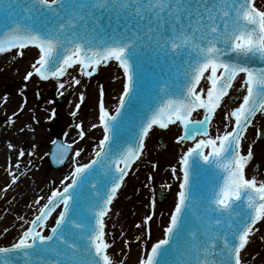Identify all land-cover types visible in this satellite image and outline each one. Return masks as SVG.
<instances>
[{"label": "snow or ice", "instance_id": "6c2138e0", "mask_svg": "<svg viewBox=\"0 0 264 264\" xmlns=\"http://www.w3.org/2000/svg\"><path fill=\"white\" fill-rule=\"evenodd\" d=\"M0 14V54L18 49L22 56L29 46L38 49L25 81L35 75L59 82L75 65L91 77L98 66L113 60L125 78L115 114L101 98L104 135L95 158L77 165L72 182L51 192L15 243L0 247V264H124L109 253L112 244L106 239L105 218L129 169L143 154L149 133L177 122L184 130L177 142L194 144L180 156L179 174L177 167L171 169L179 185L164 238L152 244L138 264H249L247 246L264 225V180L249 178L247 170L255 157L251 144L245 150L242 142L257 114L264 115V4L258 6L257 0H0ZM70 83L81 81L72 77ZM64 88L65 82H59L58 89ZM145 96L149 100L128 143L122 138L125 129L119 118L126 105ZM236 100L239 105L224 116L228 123L223 133L211 136L209 125L217 109ZM200 109L203 119H194L193 113ZM76 127L83 137L82 125ZM256 135L264 133L258 129ZM24 154L19 152L21 157ZM80 154L81 150L75 153ZM93 172L99 181L79 179ZM9 174L13 183L19 179ZM201 178L208 179L201 183ZM60 205L50 234H43ZM155 205L153 194L149 201L153 214ZM153 214L146 215L143 223L151 222Z\"/></svg>", "mask_w": 264, "mask_h": 264}, {"label": "rangeland", "instance_id": "374dc122", "mask_svg": "<svg viewBox=\"0 0 264 264\" xmlns=\"http://www.w3.org/2000/svg\"><path fill=\"white\" fill-rule=\"evenodd\" d=\"M17 53L18 52H13L12 54H9V56L5 57L4 60L3 58H0V94L5 95V97L8 96L7 100L10 98H19L24 103L26 100L27 108L30 110L32 109L33 133L30 134V141L24 143L21 147L20 151L25 153L22 157L24 158L28 155V160H31L34 167H36L41 179L46 180L50 188L59 189L62 179L69 174L75 166L85 164L90 160L92 154L89 153L84 156V152L92 143V140L102 136V131L99 128L97 132L90 129L89 115L91 111L97 107L100 98H104L105 104H107V101H110L114 94H116V98L118 97L119 93L117 92L118 90H121V87L116 86L115 82L112 81V77L113 74L117 73L119 75L121 72L112 63L107 66H102L98 73L91 78L82 75L79 71H76L79 72L81 79L88 80V82L85 83L84 89H82V93H78L79 96L83 94L84 100L83 102L79 100L77 104H80V107L75 110V114L78 116V120L76 119V121L82 125L84 135L81 137V131L77 130L78 139L67 141V133L69 130L73 129L75 121L68 114V110L71 101L77 92L73 94L62 92L63 95H61V89H58V83H68L74 72L71 69L69 74L61 78L59 82L54 80L53 82L44 83L39 78L35 77V75L30 80L25 81L24 76L31 70V64L34 62L36 55L24 52L21 56ZM101 88H103V96H101ZM22 92L23 95L21 94ZM221 109L225 110L227 108H225L223 104ZM258 129L261 132H264V115L259 116L256 127L253 129V136L250 137L251 142L253 140V143L248 144V146L250 144L251 146L254 145L253 152L255 157L254 164L250 166L248 173L250 175L254 174L257 179L262 180L264 179V135L262 139H259V137L255 134ZM178 135L179 131L177 130L154 132L147 142L142 160L132 170L130 177L124 184L118 200L113 207V212L107 218L106 239L112 244V247L110 248L112 250L114 245L113 242L117 241V229L120 225L118 215L121 210V204L128 199V196L131 194L133 189L137 187L142 172L148 166L152 167V165L155 164L154 167H152V170L150 169L149 174L152 176V180H148V189L151 190V196L154 194L156 198L154 214L153 209H149V214H153V219L149 222V226H147L144 243L137 245L135 242H124L121 245L122 251L128 254V257H126L128 260L131 259L135 250L141 247L142 250L146 252V250H148L155 241L162 237L163 229L159 223L160 217L166 213L169 218L170 213L174 208L178 189H163L160 185H158L154 177L166 170H169L167 169L169 161L166 160V153L170 149L171 144L180 145V143L176 140ZM56 138H62L73 147V153L69 162L60 171L53 170L48 160L51 144ZM248 146H244V149L246 150ZM77 150H81V154L79 156L75 155ZM256 165H259L258 169L256 168ZM172 180L175 181V186L179 184V181L176 178ZM158 186L166 195V199L162 203L158 201L157 197ZM18 193L19 190L14 189L11 193L0 197V208L7 206L12 200H15ZM42 203L43 201L40 202V204ZM21 220L22 217L17 218V223H20ZM263 234L264 225L260 226V231L256 233L258 242L260 236ZM9 243L10 242L6 241L3 243L0 242V244H5L7 246L10 245ZM261 250L262 247L260 245L251 243L250 248H248V253L253 255L255 252L258 253Z\"/></svg>", "mask_w": 264, "mask_h": 264}, {"label": "bare ground", "instance_id": "6f19581e", "mask_svg": "<svg viewBox=\"0 0 264 264\" xmlns=\"http://www.w3.org/2000/svg\"><path fill=\"white\" fill-rule=\"evenodd\" d=\"M257 4L258 6L260 4H264V0H257ZM19 51L21 50H17V52ZM22 51L23 53L29 52L31 54H34L36 55L35 59L37 58L38 49L27 48ZM13 52L15 51H12L11 54ZM9 54L10 53L1 54L0 58L1 59L3 58L4 60V58L9 56ZM113 64L116 66L118 70H120L121 73L119 75L117 73L113 74L112 81L115 82L117 87L120 86L121 90L120 91L118 90L117 93H119V95L117 98H116V94H114V96L110 99V101H107V104H105V108L108 109L111 114L115 113V109L118 106L119 97L123 91V84L125 80L123 70L118 66V64L116 63ZM104 65L107 64H101L100 66H98V69L94 74L98 73L100 68ZM79 68H80L79 65L73 66L71 68L72 71L74 72L73 75L71 76V79L72 77H75L76 79H79L81 83L79 85H75L73 83H70L71 82L70 79V81L65 84V88L61 89V92L68 94H73L77 92L73 100L71 101L68 110V114L75 121H74L73 129L69 130V132L67 133V141H73L75 139H78L77 138L78 128L76 127V125L79 124L78 121H76V119L78 120V116H76V114L73 115V113H75L76 105L80 100V96L78 95V93L79 94L82 93V89H84L85 83L88 82V80L81 79L79 74L80 72ZM54 80L56 79L53 78L49 82H53ZM42 82L46 83L45 80H43ZM4 97L5 95L0 94V197H3L8 193H11L12 191H14V189H18L19 193L15 197V200H12L10 204H8L3 208H0V242L2 243L4 241L10 242L9 244L11 245L12 243H15L19 239V236L22 234V232L27 227L30 226V221H32L35 218V216L39 214V208L47 202V197L51 195L53 189L50 188L46 180L41 179V176H39L36 167H34L31 160L30 161L28 160L29 159L28 155L25 156L24 158L19 156V151L21 150L22 145L30 141V134L33 133V125H32L33 116L31 113L32 109L30 110L29 108H27L26 103L22 102V100L19 98L17 99L10 98L9 100L5 101ZM100 101L98 102L97 107L93 111H91L89 115L90 118L89 127L95 132H97L98 128L102 131L101 124L99 121ZM239 103L240 101L237 100L235 104L231 105L225 110H222L221 108L217 109V113L211 121V128H210L211 136L215 137L217 134L223 133V131L225 130V124L228 123V121L224 119L226 112L230 111L232 107L238 106ZM21 106H23L22 110H21ZM222 106L223 103L221 107ZM203 111L204 110H202L198 114V116H196L197 115L196 114L194 117H203ZM13 113H16V115H13ZM260 115H261L260 113L257 114L256 118L253 120V125L250 126L247 132L245 133V139L242 142L243 148L244 146H248L249 143H253V140L251 142L250 137L253 136V129L256 127V123ZM10 117L12 122H8ZM94 124L96 125V127L92 126ZM169 130L180 131V134L178 135L180 136L182 125L174 124L173 127H169L167 129V131ZM227 130H231L230 127ZM157 131L160 132V128L154 127L153 130L149 133V136L145 141L146 145L149 138L154 134V132ZM103 135L104 133H102V136L92 140V143L89 145V147L86 148L84 152V156L88 155L89 153L92 154L93 151L95 154V150H97L98 148L99 141L103 139ZM260 137L263 138V135ZM200 138H205V137H197V139ZM9 143H11L14 147L9 148L8 147ZM193 144L194 141L187 140L184 142H180V145H173V144L170 145V149L166 153V160L169 161L167 169L169 170H166L154 177L161 188L178 189L179 184L175 186L174 185L175 181L172 180L175 179V177L172 175L171 169L174 166L177 167L179 174V158L183 154V152L186 151L188 147L193 146ZM253 146L254 145H252V148ZM208 151L209 149L207 148L205 153H207ZM141 160L142 159H140L137 163L133 164L134 166L131 169H134L135 166L138 163H140ZM154 165L155 164H153L152 167H154ZM152 167L148 166L142 172L137 187L133 189L131 194L128 196V199L122 202L121 204V210L119 211V215H118V221L120 225L118 226L117 229V235H116L117 241L113 242L114 244L113 249L112 250L109 249L110 255L114 254L113 258L117 260V262L119 260H124V264H138L139 258L145 255L146 253L140 247L137 250H135V253L131 257V259L128 260L126 259V257H128V254L122 251L121 245L124 242H128V243L135 242L137 243V245L145 242V233L147 230V226H149V223L144 224L143 218L149 214V209H150L149 201L151 197V192L148 189V176L150 174V169L152 170ZM9 172L19 177V179L15 183L12 182V175H10ZM72 173L73 171H71L62 179L61 184L59 186L60 190H62L65 185L70 184L72 182V178H73ZM247 174L249 178L252 175H254V174L250 175L248 173V170H247ZM129 177H130V173L126 178V180L124 181L125 183ZM123 187L120 189L116 199L114 200L112 204V208L117 202L119 194L122 191ZM160 187L158 186V188ZM41 197H43L44 199H40ZM38 199H40V202L43 201L42 205L40 203L39 204L36 203ZM176 199H177V194H176L175 202ZM112 212L113 209L111 213ZM21 217H22L21 222L17 223V218H21ZM168 220L169 218L166 213L160 217L159 223L163 229L161 239L164 238V232H165V228L167 227ZM106 223L107 222L105 221V224ZM137 225H140V227H137ZM5 229H7L8 231L5 232L4 231ZM137 237H139V239H137ZM261 237H264V234L260 236L259 242L257 241L258 237L256 238V234L251 237L250 244L253 243L256 245H260L262 247V250L258 253L255 252L253 255L248 253L249 264H264V239H261ZM250 244L247 246V252H248V248H250ZM0 247H6V245L0 244ZM150 248L148 250H150ZM251 257H255V259L253 260L251 259Z\"/></svg>", "mask_w": 264, "mask_h": 264}, {"label": "water", "instance_id": "95a60500", "mask_svg": "<svg viewBox=\"0 0 264 264\" xmlns=\"http://www.w3.org/2000/svg\"><path fill=\"white\" fill-rule=\"evenodd\" d=\"M135 107V106H134ZM194 119H203V117H193ZM120 119L122 120V118L120 117ZM129 120H127V121H125V123H127ZM134 121H130V123H133ZM122 138L124 139V140H128V135L127 134H125L124 132L122 133ZM64 144L62 143V141H57L54 145H53V147H58V148H60V149H65L64 148ZM67 150H70V147L67 149ZM164 199L165 198H163L162 197V194L160 193V191H159V201H160V203H162V201H164ZM62 210V206H60L59 208H58V210L54 213V215L51 217V219L48 221V222H46V226L43 228V230H42V232H43V234H45V235H48V234H50V229H51V227L54 225V223H55V218H56V216H57V214H58V212L59 211H61ZM39 230V229H38ZM6 247H7V245H6Z\"/></svg>", "mask_w": 264, "mask_h": 264}]
</instances>
